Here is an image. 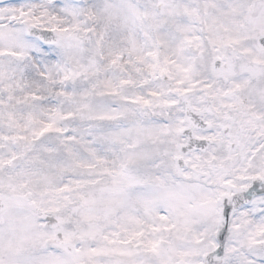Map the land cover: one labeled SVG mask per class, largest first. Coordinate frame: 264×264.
Listing matches in <instances>:
<instances>
[{
  "label": "snow or ice",
  "instance_id": "1",
  "mask_svg": "<svg viewBox=\"0 0 264 264\" xmlns=\"http://www.w3.org/2000/svg\"><path fill=\"white\" fill-rule=\"evenodd\" d=\"M0 264H264V0H0Z\"/></svg>",
  "mask_w": 264,
  "mask_h": 264
}]
</instances>
